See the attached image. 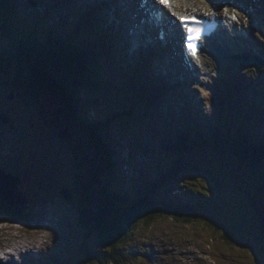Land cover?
<instances>
[{
  "label": "rangeland",
  "instance_id": "rangeland-1",
  "mask_svg": "<svg viewBox=\"0 0 264 264\" xmlns=\"http://www.w3.org/2000/svg\"><path fill=\"white\" fill-rule=\"evenodd\" d=\"M231 2L217 0L212 2L213 6L206 8L213 9L218 6L221 8L222 5ZM257 2L261 0H250L249 8L257 9ZM66 3L67 0H21L18 11L22 17L26 16V19L36 22L34 26L63 27L59 13H66V19L70 20ZM139 3L140 0H138V7L140 5L142 7ZM131 4L132 0H73L72 4L73 13L78 11L86 16L90 10H95L94 15L99 18L102 28L110 29V34L115 35L112 46L117 47L116 68L111 69L114 73L110 75L111 85H114L116 80L125 84V67L131 69L135 63L138 65V59H144L143 55L147 53L151 58L150 71L146 74L142 73V76L148 78L145 81L154 82L155 87L163 85L169 88L168 98H165L167 102H164V106L162 103L161 106L163 110L171 109L176 112L177 108L185 102L192 115L203 122L202 125L210 124L216 110L215 102L208 98L215 83L212 81L213 78L211 80L209 77L215 72H224L226 69L252 77L249 87L244 88L237 96L238 102L241 103L240 107L245 108L240 109L238 104H233L241 115L248 113L246 105L250 106L248 101L252 104L264 102L262 101L264 65L261 68L244 66L245 70L239 62L238 64L233 61L216 63L212 64L208 70L200 72L198 78H194L193 75L184 71L185 67H182L180 63V41L178 48L174 47V43L167 47L158 44L132 53L129 34L133 31L132 24L137 14ZM115 6L120 8L118 13L114 14L115 20L110 21L108 10ZM260 7H264V4ZM260 7L258 11L262 15L264 10ZM241 11L248 23L247 27L253 26L257 30L253 31L256 42H264L262 23L259 26L254 25L249 20L250 10L243 5H241ZM117 23L119 26L114 28ZM64 25L72 32H76L79 28V33L83 32L85 35L82 34L80 37L78 34L77 42L88 47L87 42L92 40H89L85 26L79 27L77 20H65ZM245 29L246 26L239 27L238 34L234 37L235 41H244L242 46L245 51L242 49L243 52L236 53L238 55L248 51L252 53L250 50L258 49L254 43L252 45L247 43L244 36ZM3 31H0V52L11 53L13 49L6 46L4 40L8 39V36H3ZM154 38L158 39L157 32H154ZM259 52L264 54V48L256 51V53ZM153 53L156 56L158 53L161 54L160 58H153ZM223 60L227 59L223 58ZM157 66H166V69H159ZM12 73L8 67L0 64V118L5 116L8 121L7 124L0 122V172L4 175L8 173L19 177L20 181L16 190H19L27 200L26 208L32 220L30 224H20L0 218V249L11 247V253L12 245H14L23 250L19 256L12 253L7 259L9 262L3 264H90L85 254L90 252V247L93 248L95 235L90 222L91 217L86 215L87 222L84 225L79 224L80 207L89 211L90 208L95 210L98 207L104 208L105 204H112V200L104 196L105 191L114 192L118 198H135L138 191H143L156 180L161 183L151 193L152 199L156 201H161L164 197L183 199L192 193L191 188L194 190L207 188L209 192H205L206 194L203 192L201 196L206 206V217L214 224L221 225L224 230L226 227H234L233 234H236L238 229H243V238L225 246L216 240L208 241L206 235L210 231L204 229L203 225L184 226L168 219H161L147 230L136 231L132 245L147 253V258L140 256L141 261L133 260L131 264L259 263L257 257L260 254L253 245L257 235L260 236L259 240L264 236L262 231L264 230V207L262 206L264 198L253 189L254 182L242 177L229 160L221 162L205 159L204 163L196 164L198 168L208 170L212 177L206 175L202 178L183 173L179 176L180 181L173 185H162L157 172L164 169L169 156L161 155V149L157 146L151 149L147 143L145 148L138 145V134L141 136L145 131L138 129L136 122L138 121V96L132 90L129 100L121 101L126 103V106L119 107L118 103L114 102L112 109L110 107L107 111L106 105L102 102H96L97 104L94 101L91 102L92 105L88 111H84L85 114L80 112L79 121L84 115L85 120L87 119L90 123L85 127V123L76 124L77 121L69 116L66 109L62 108L63 105L50 100L49 96L43 98L22 88L16 91L14 83L11 82ZM120 88L118 86L111 89V92L115 93L114 101L126 96V93H117ZM101 98L103 99L102 96ZM134 104H137V107L133 109L131 107ZM118 108L121 111L117 110ZM129 108L130 112L123 115L122 109ZM115 110L120 119L130 117L132 121L128 127L127 119L121 122L113 118L107 128L103 144L98 147L93 138H89L87 130L98 124L99 127L101 124L104 125V115H109L111 111L113 114ZM262 117L264 118V114ZM251 126L253 137L264 139V120L257 119ZM150 135L151 133L146 137L150 138ZM106 144L111 151L110 159L104 155ZM191 171L194 172L193 169ZM2 180L4 183L9 182L5 177H2ZM64 190L69 195L68 199L64 197ZM211 197L213 200L210 199ZM14 198L17 197L14 196ZM255 201L263 204L255 206ZM95 202L98 204L96 207H94ZM116 203L117 206L120 205V202ZM249 227L253 230H249ZM246 236L252 238L253 244L248 242ZM236 244L241 245L242 248L236 247Z\"/></svg>",
  "mask_w": 264,
  "mask_h": 264
},
{
  "label": "trees",
  "instance_id": "trees-1",
  "mask_svg": "<svg viewBox=\"0 0 264 264\" xmlns=\"http://www.w3.org/2000/svg\"><path fill=\"white\" fill-rule=\"evenodd\" d=\"M14 1L0 0V31L4 30L3 36H8V39L4 37L6 46L13 49L11 53L0 52V64L13 72L11 82L17 90L22 88L37 96L44 98L49 96L53 101L55 99L61 101L69 116L79 123L80 112L85 114L84 111L90 109L91 102L106 101L101 96L109 98L111 95L110 84L104 81L102 75L111 56L110 52H105L103 45L90 37L92 30L96 29L90 28L89 19L86 17L76 15L78 26H85L86 34L89 40H92L87 42L88 47L77 42L78 34L80 37L82 34L85 35L83 32L79 33V28L72 32L64 25L66 19L65 16L62 18L63 13H59L63 19L61 24L63 27L34 26L36 22L26 19V16L22 17L19 13L21 0ZM72 4L73 0H67L65 4L68 6L66 9L68 14L73 13ZM234 87L236 84H231L227 79L226 81L219 79V83H214L211 95L214 96L212 101L215 102L214 109L217 113L213 116L212 125L192 123L187 117L184 118L183 124H180L172 114L171 118L161 125L162 132H156L157 135L154 137L151 133L150 138L146 136L156 127V123L151 125L150 121H154L162 114L161 99H156L160 98V95L153 93L152 98H148V94H144L146 97L143 95L138 98V129L145 131L141 136L138 134V145L145 148L147 143L151 149L157 146L161 149V155L169 156L164 169L157 172L162 185H173L180 181L179 176L183 173L202 178L206 175L212 177L208 170L198 168L196 164L205 159L221 162L229 160L241 176L246 177L245 174L248 173L247 178L251 176L256 181L254 190L264 198V140L256 139L252 135L248 117L254 114L241 115L238 108L233 105L237 101L234 98L236 90ZM121 88L123 93L127 94V89ZM236 104L240 107L241 103ZM243 108L245 107H240ZM260 111V108H255L253 112L261 114ZM126 119L129 127L131 118ZM105 124L102 125L104 128L99 127V124L88 128V133L90 132L92 140L98 147L103 144L110 119H106ZM144 127L149 128V131ZM104 155L109 159L111 157L107 144L104 147ZM191 169L194 172H190ZM158 184H161L158 180L153 181L149 187L138 191L135 198L130 199L118 198L114 192L105 191L104 196L111 199L112 204H105L104 208L98 207L95 210L90 208L89 211L80 207L79 224L84 225L87 222L86 215L91 217L90 222L95 235L93 248L90 247V252L85 254L90 264H131L133 260L138 261L140 256L147 258V253L132 245L133 236L136 235V231L147 230L161 219H168L184 226L203 225L204 229L210 231L206 235L208 241L216 240L225 246L243 238V229H238V232L233 234L234 227H226V231L221 225L214 224L206 217V206L201 196L203 192H209L207 188L202 187L199 190L191 188L192 193L183 199L164 197L161 201H156L152 199L151 193ZM116 202H120V205L117 206ZM258 202L255 201L254 204L257 206L260 204ZM96 206L98 204L95 202L94 207ZM0 218L20 224H30L32 220L26 206L9 207L2 203L1 198ZM257 236L253 246L257 248L260 256L257 257L259 263L256 264H264V236L261 240L260 236ZM246 239L253 244L252 238L246 236ZM235 246L242 248L241 245Z\"/></svg>",
  "mask_w": 264,
  "mask_h": 264
},
{
  "label": "bare ground",
  "instance_id": "bare-ground-1",
  "mask_svg": "<svg viewBox=\"0 0 264 264\" xmlns=\"http://www.w3.org/2000/svg\"><path fill=\"white\" fill-rule=\"evenodd\" d=\"M126 1V0H125ZM127 1H130V0H127ZM137 1L138 0H132V4H131V6H132V8L135 10V12H136V14H137V16L135 17V21L138 19V17L140 16V14L143 12V10L142 9H140V7H138V4H137ZM215 1H217V0H173V2H172V4H171V7H169V8H166V10H167V12H171V13H173L174 15H175V13L176 12H178L179 11V9H181V10H186V11H193L194 9H197V10H202V9H205V7H207V6H213V4H212V2H215ZM229 1V0H228ZM230 1H232V4H230V3H227V5L228 6H230V11H234V13H235V15L239 18V23H240V25H246V23H242V19H244V16H243V13H242V11H241V5H243L246 9H248V10H250V14H249V18L251 19V21L254 23V24H259V23H264V14H260V12L258 11V7H257V9L256 8H254V9H250L249 8V3H250V0H247V2H244V0H230ZM14 2H17L16 0L14 1ZM112 2H114V1H112ZM258 4H260V5H262V4H264V0H261V2H258ZM16 5V4H15ZM154 6H156V4H154L153 2L151 3V5L148 7L149 9H153V7ZM17 7V6H16ZM260 7V6H259ZM118 8H120V7H117V9H116V12L118 11ZM260 8H263V10H264V7H260ZM211 10H213V9H211ZM214 12H216V13H219L220 12V10L219 11H211V12H209L210 13V16L214 13ZM168 14V13H167ZM129 16V15H128ZM24 21V20H23ZM150 21V24H151V26L154 28V29H156L157 27H158V25L153 21V20H149ZM121 24V23H120ZM167 25L169 28H172L173 30H172V32H174L173 34H175V37H176V39L178 38V39H180V36H178L179 35V32H180V26L178 25V23H175L174 21H172V20H168L167 21V19H166V17H165V19H164V22H163V24L162 25ZM236 25H238V24H234V26H236ZM233 26V27H234ZM143 26L141 25V27L140 28H142ZM230 27H232V25L230 26ZM233 27H232V29H233ZM75 29V28H74ZM88 31H89V29H87ZM70 31H71V29H70ZM230 31V30H229ZM252 41H253V43L256 45V40H255V34L252 32ZM73 36V35H72ZM255 36V37H254ZM216 37H220V38H224L225 39V46H226V44H227V49H229V50H226L225 48H224V46L221 44V43H218V44H215L214 45V43H213V45H210V46H206L205 47V56L203 55V64L199 67V69H202L201 70V72H203L205 69L206 70H208V68L212 65V64H216V63H224V62H226V60L224 61L223 60V58L224 59H227V57L229 56V55H231L232 54V50H230V49H232V48H234V49H237V50H240V49H243L244 51H245V49H244V47L242 46V43H238V42H236L235 40H232L233 39V36H231L230 34L229 35H226L225 36V34H224V32L223 31H221V34L220 35H217ZM173 38V35L172 36H170V41H171V39ZM219 39V38H218ZM215 40H217V38H215L214 39V41ZM219 40H221V39H219ZM221 42H222V40H221ZM145 45V44H144ZM155 44L154 43H152V45L151 46H154ZM218 45H221V47H219ZM260 47H264V45L263 44H261V46ZM225 49V50H224ZM183 55H185V57H186V59H188V57H187V55H186V52H179V59L181 60V65H182V67H187V64L185 63V61H184V59H183ZM160 67V66H159ZM161 68H163V69H166V66H162ZM191 68V67H190ZM184 71H186L187 72V70L184 68ZM191 72V71H190ZM192 72H194L193 70H192ZM187 74H188V72H187ZM241 77H243V74H241ZM211 79V78H210ZM212 80V79H211ZM210 80V81H211ZM213 81V80H212ZM207 82V81H206ZM213 83H214V81H213ZM209 84V83H208ZM212 85V84H211ZM111 86H113V88H116V87H118V86H115V85H111ZM119 87H121V86H119ZM206 87V86H205ZM211 87V86H210ZM212 89V88H211ZM123 91V88H120V89H118V94H119V92L120 93H123L122 91ZM208 90H209V88H208ZM213 90V89H212ZM234 91V90H233ZM207 92V91H206ZM160 95V94H159ZM113 98V94H112V92H111V95H110V97L109 98H103V100H106V101H108V100H111ZM195 98V97H194ZM219 100V99H218ZM221 101V100H220ZM60 103L62 104V102L60 101ZM212 102L210 101V104H211ZM220 105V104H219ZM135 107H137V104H135ZM135 107H133V109L135 108ZM62 108L64 109V107L62 106ZM211 109V108H210ZM259 109V108H258ZM261 109V108H260ZM213 110V109H212ZM217 113V112H216ZM84 114V113H83ZM118 114V113H117ZM211 114V113H210ZM119 115V114H118ZM212 116V115H211ZM214 116H216V115H214ZM232 117V116H231ZM196 118V117H195ZM213 118V117H212ZM215 118V117H214ZM218 118H219V116H218ZM221 118V117H220ZM228 118H229V116H228ZM232 118H234V117H232ZM231 118V119H232ZM221 119H223V117L221 118ZM230 119V118H229ZM220 120V119H219ZM219 120H217L218 122H219ZM215 121H216V119H215ZM224 121H225V119H224ZM218 122H216V123H218ZM221 122V121H220ZM227 122V121H226ZM190 123V122H189ZM208 123V122H207ZM212 123H213V121L211 122V125H212ZM221 124H224V123H221ZM227 124H230V123H227ZM207 125V124H206ZM217 125V124H216ZM194 126V125H193ZM199 126V125H198ZM227 126V125H226ZM229 127H230V125H228ZM227 126V127H228ZM216 126H214V128H215ZM230 129V128H229ZM262 141V140H261ZM262 143V142H261ZM13 247H12V249H13V252H11L10 253V251L9 252H5V256L3 257V259L2 260H5V261H7V259L12 255V253H13V255H15L16 254V256H19L20 254H22L23 253V250H22V248L20 249V248H16V247H14V245H12ZM30 252V251H29ZM2 254V252L0 251V255ZM233 255V254H232ZM152 262V261H151ZM230 262H232V261H230Z\"/></svg>",
  "mask_w": 264,
  "mask_h": 264
},
{
  "label": "water",
  "instance_id": "water-1",
  "mask_svg": "<svg viewBox=\"0 0 264 264\" xmlns=\"http://www.w3.org/2000/svg\"><path fill=\"white\" fill-rule=\"evenodd\" d=\"M5 120H4V119ZM0 122L7 124L8 121L5 117L0 118ZM62 138H65L64 136H61ZM2 177H5L9 180L8 183H4L2 180ZM19 184V179L4 175L2 172H0V198L2 200V203L9 207H17V206H27L28 202L24 199V197L16 190L17 185ZM65 191V190H64ZM65 199L69 198V195L67 192H64ZM16 196L17 198H14Z\"/></svg>",
  "mask_w": 264,
  "mask_h": 264
},
{
  "label": "snow or ice",
  "instance_id": "snow-or-ice-1",
  "mask_svg": "<svg viewBox=\"0 0 264 264\" xmlns=\"http://www.w3.org/2000/svg\"><path fill=\"white\" fill-rule=\"evenodd\" d=\"M160 3L164 4L165 6H168V0H160ZM233 19H235L236 17L233 16ZM186 19H191V21L193 23H200V21L195 20V18H181V22H185ZM196 31V29L193 28H188V33H189V39H192V34ZM189 48L191 49V45H189ZM193 55H195V52L192 53Z\"/></svg>",
  "mask_w": 264,
  "mask_h": 264
},
{
  "label": "clouds",
  "instance_id": "clouds-1",
  "mask_svg": "<svg viewBox=\"0 0 264 264\" xmlns=\"http://www.w3.org/2000/svg\"><path fill=\"white\" fill-rule=\"evenodd\" d=\"M16 91H18L16 88H15Z\"/></svg>",
  "mask_w": 264,
  "mask_h": 264
}]
</instances>
